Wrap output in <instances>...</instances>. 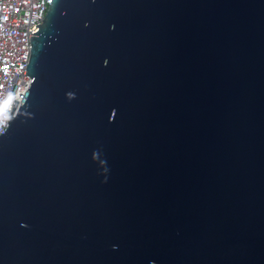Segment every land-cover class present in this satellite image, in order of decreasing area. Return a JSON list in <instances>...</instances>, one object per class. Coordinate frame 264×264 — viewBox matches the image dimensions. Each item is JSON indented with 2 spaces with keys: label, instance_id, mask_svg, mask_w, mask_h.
<instances>
[{
  "label": "water",
  "instance_id": "95a60500",
  "mask_svg": "<svg viewBox=\"0 0 264 264\" xmlns=\"http://www.w3.org/2000/svg\"><path fill=\"white\" fill-rule=\"evenodd\" d=\"M41 20L0 133V264H264V0Z\"/></svg>",
  "mask_w": 264,
  "mask_h": 264
},
{
  "label": "built area",
  "instance_id": "2783aa9c",
  "mask_svg": "<svg viewBox=\"0 0 264 264\" xmlns=\"http://www.w3.org/2000/svg\"><path fill=\"white\" fill-rule=\"evenodd\" d=\"M50 0H0V133L13 99L21 101L30 82L25 74L29 32L36 31Z\"/></svg>",
  "mask_w": 264,
  "mask_h": 264
},
{
  "label": "clouds",
  "instance_id": "9594fccd",
  "mask_svg": "<svg viewBox=\"0 0 264 264\" xmlns=\"http://www.w3.org/2000/svg\"><path fill=\"white\" fill-rule=\"evenodd\" d=\"M71 95V94H70Z\"/></svg>",
  "mask_w": 264,
  "mask_h": 264
}]
</instances>
